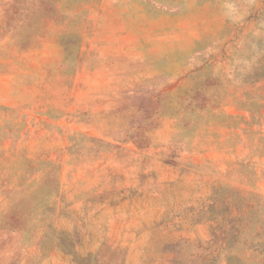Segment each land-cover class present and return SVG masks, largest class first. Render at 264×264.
I'll return each instance as SVG.
<instances>
[{
    "label": "rangeland",
    "instance_id": "rangeland-1",
    "mask_svg": "<svg viewBox=\"0 0 264 264\" xmlns=\"http://www.w3.org/2000/svg\"><path fill=\"white\" fill-rule=\"evenodd\" d=\"M227 257L264 264V0H0V264Z\"/></svg>",
    "mask_w": 264,
    "mask_h": 264
},
{
    "label": "trees",
    "instance_id": "trees-1",
    "mask_svg": "<svg viewBox=\"0 0 264 264\" xmlns=\"http://www.w3.org/2000/svg\"><path fill=\"white\" fill-rule=\"evenodd\" d=\"M237 219L240 220V219H241L240 216H239V218H237ZM231 231H232L233 234H227V235L224 237V239L222 240V242L224 243V246H225V247H223L222 251H223L224 249H228V250L232 249V248H233V245L235 244V242H236V240H237V236L239 235V229H238L237 227H232ZM253 244H254V242L251 243V245H250L249 248H250L251 250L256 251V250L259 248V246L256 247V248H253ZM226 256H231V253H228ZM226 262H227V264H230V262H229V260H228V257H227V259H226ZM242 264H243V263H242Z\"/></svg>",
    "mask_w": 264,
    "mask_h": 264
}]
</instances>
